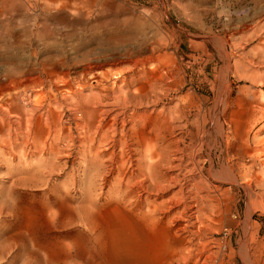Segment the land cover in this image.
Returning <instances> with one entry per match:
<instances>
[{
    "label": "rangeland",
    "instance_id": "rangeland-1",
    "mask_svg": "<svg viewBox=\"0 0 264 264\" xmlns=\"http://www.w3.org/2000/svg\"><path fill=\"white\" fill-rule=\"evenodd\" d=\"M0 110V264H264V0H0Z\"/></svg>",
    "mask_w": 264,
    "mask_h": 264
},
{
    "label": "bare ground",
    "instance_id": "bare-ground-1",
    "mask_svg": "<svg viewBox=\"0 0 264 264\" xmlns=\"http://www.w3.org/2000/svg\"><path fill=\"white\" fill-rule=\"evenodd\" d=\"M30 99V98H29ZM120 101V100H119ZM111 103H113V102H111ZM99 104V103H98ZM106 103H104V105H105ZM108 104H110L109 102H108ZM114 104V103H113ZM119 105V104H118ZM122 105V104H121ZM119 107V106H118ZM124 108V107H123ZM122 110V109H121ZM1 111V110H0ZM123 111V110H122ZM8 115H10V113L8 114ZM54 115V114H53ZM115 115V114H114ZM8 117H10V116H8ZM0 120H1V118H0ZM20 120L21 121H19L20 122V127L18 128L19 129V131H16V134H19V132H21L22 131V124L23 123H27V124H29V125H27V127H28V129H29V131H28V133H27V135L29 134V136H31V134H32V132L33 131H31V128H30V121L28 120V119H24V118H22V117H20ZM124 122V121H123ZM60 123V122H59ZM119 123V122H118ZM58 124V123H57ZM59 125H61V124H59ZM58 126V125H57ZM61 128V127H60ZM49 132H51V131H49ZM54 132V131H53ZM49 136V135H48ZM27 138H28V136H27ZM0 140H1V144H2V146L3 147H5V148H9V149H12L13 148V144H12V142H7V141H5L4 140V136L0 133ZM30 140V139H29ZM29 140L27 141V142H29ZM38 140V139H37ZM42 141V140H41ZM18 142V141H17ZM56 142V141H55ZM39 145H40V143H38ZM47 145V144H46ZM42 146V145H41ZM179 146V145H178ZM14 149H16V148H14ZM44 152V151H43ZM43 155V154H42ZM21 158V157H20ZM150 160V159H149ZM152 160H153V158H152ZM181 162H182V159H179ZM162 163H163V161L162 160H157V161H153V162H151V164H149V170H148V173L150 174V169L152 168L153 169V167H159V166H161L162 165ZM118 164V163H117ZM181 167V166H180ZM180 167H178V168H180ZM175 168H177V167H175ZM164 169V168H163ZM160 170V169H159ZM169 170H171V169H169ZM187 172L188 173H190V170H187ZM151 173H152V171H151ZM213 177V176H212ZM221 179V178H220ZM183 180H185V183L184 184H182L180 187V189L177 191V193L174 195V197L170 200V203L171 204H174V206H182L183 204H186L187 202V199H188V201H189V199L191 200V197L189 196V195H184V190H185V188H184V185L185 184H190V181L192 180H190V178L188 179H186V177L183 179ZM149 182V184L148 185H145L146 184V182ZM181 181H182V179H179V178H177V176L176 177H174V178H171L169 181L168 180H166V178H165V176H160V177H157V176H153V175H149L148 177H146V179H144V180H142V181H140L139 183H138V186L139 187H141V188H143V189H146V190H152V191H157V192H166V190L168 189V188H170L171 187V184L174 182V183H181ZM173 185V184H172ZM187 185V186H188ZM177 186V185H176ZM189 187V186H188ZM145 192V191H144ZM158 194V193H157ZM188 194V193H187ZM202 194V193H201ZM141 197V196H140ZM139 197V198H140ZM142 199V198H141ZM143 202V201H142ZM155 202V201H154ZM166 202H162V203H160L159 205H157V206H154L153 207V209L152 210H148L149 211V216H148V218L150 217L151 219H153V215L156 213V212H158V211H162V209L163 208H167V213H170V207H167L166 206ZM195 206V205H194ZM193 205L192 206H189V205H187V206H185V208H184V210H183V212L182 213H180V216H175L174 217V221H181L182 219H183V215H186V213L188 212V211H190V210H192L193 208L192 207H194ZM172 208H174V207H171V210H172ZM163 212V211H162ZM165 214V213H164ZM176 215H178V214H176ZM189 218H192V219H196L197 218V216H196V214H195V212H193V213H191V215H189L188 216ZM187 217V218H188ZM166 218V217H165ZM160 222H162V223H164V218H161V220H160ZM200 222V221H199ZM199 224V223H198ZM129 236L130 237H132L130 234H129ZM127 240H128V238H127ZM134 242V241H133ZM128 243L129 242H127V245H128ZM190 243V242H189ZM129 245H130V243H129ZM131 246V245H130ZM132 246H135V245H132ZM131 246V247H132ZM131 247H127L128 249L129 248H131ZM136 248V247H135ZM135 248H133L132 247V249H134L135 250ZM204 248V247H203ZM202 250V249H201ZM137 251H139V248H138V250ZM205 251V250H204ZM203 251V252H204ZM131 252H133V251H131ZM140 252V251H139ZM128 253H130V252H128ZM136 253H138V252H136ZM134 255V254H133ZM191 256V252L189 251V253L187 254V256ZM197 255H199V254H197ZM203 255V254H202ZM200 256V255H199ZM185 260H187V257H185Z\"/></svg>",
    "mask_w": 264,
    "mask_h": 264
}]
</instances>
